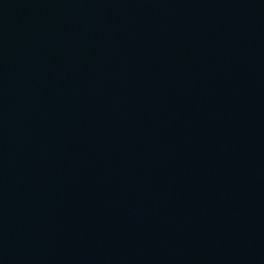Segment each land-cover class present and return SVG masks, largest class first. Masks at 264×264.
Here are the masks:
<instances>
[{
	"label": "water",
	"instance_id": "water-1",
	"mask_svg": "<svg viewBox=\"0 0 264 264\" xmlns=\"http://www.w3.org/2000/svg\"><path fill=\"white\" fill-rule=\"evenodd\" d=\"M0 264H264V0H0Z\"/></svg>",
	"mask_w": 264,
	"mask_h": 264
}]
</instances>
